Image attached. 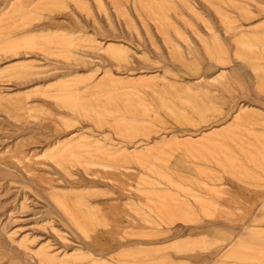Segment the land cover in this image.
I'll list each match as a JSON object with an SVG mask.
<instances>
[{
  "label": "rangeland",
  "instance_id": "1",
  "mask_svg": "<svg viewBox=\"0 0 264 264\" xmlns=\"http://www.w3.org/2000/svg\"><path fill=\"white\" fill-rule=\"evenodd\" d=\"M29 2L0 0V264L263 256L264 0Z\"/></svg>",
  "mask_w": 264,
  "mask_h": 264
},
{
  "label": "crops",
  "instance_id": "2",
  "mask_svg": "<svg viewBox=\"0 0 264 264\" xmlns=\"http://www.w3.org/2000/svg\"><path fill=\"white\" fill-rule=\"evenodd\" d=\"M153 1L155 2V0H153ZM158 1H160V0H158ZM52 2H54V0H49V2H29V3H25V5H27V7H29V8L32 7L33 9L40 10L42 8L41 6L44 7L46 5H49V3H50V5H52ZM239 26L242 27L241 24H239ZM56 28H57V26L47 27V28H43V29L41 27L40 28H33V29H28V30L24 31L23 33H27V34H33V33H39L40 34L41 33L42 34V31H44V30H48L47 32H56L55 31V30H57ZM241 30L242 29H238L237 30V31H240V32H239V35L236 36V39H238V38H240L242 36L243 30L242 31ZM227 31H229V30H227ZM77 35L78 36H76V37H84L83 39H86V40H89V38H90V35L87 34L86 32H82V33L77 34ZM42 43L43 44H51V43L53 44V40L52 39L51 40L48 39V40H45V41H42L41 40V43L40 44H42ZM98 47L100 48V46H98ZM12 54L16 55V54H18V52L17 51L16 52H12ZM27 63H29V62H27ZM29 64H31V63H29ZM221 68L224 69V70L226 69L225 66H221L220 69ZM246 107L249 108L248 106H246ZM254 111L251 110V109L244 108V111L235 112V114H234L235 116L231 117V120L230 121H228L225 124H223L222 127H221V130H229L230 128L228 126H230L234 122L233 120H235V119H238L239 122H240V120H242V121H253L254 116H255V112ZM239 122L238 121H235L236 125H238L237 123H239ZM217 132L218 131H216V130L214 131L213 130L212 132H208V133H200V134L196 135V138L199 137L200 139L207 140L208 138H210V136L214 135ZM256 139H259V137H257ZM259 142H261V144L263 145L262 146V149L260 151H256V152H254V151L245 152L244 153V159H246V160H252L258 154L260 155V158H264V136L261 139H259ZM226 143H227V137H226V139H223V140H220V141L218 139L217 140V143H216V146L218 145L217 147L221 151H223V149L224 150H229V148L227 147L228 144H226ZM212 152H214V154H213V156H211V154L209 153V157L210 158H213L214 156H216V152L217 151L213 150ZM263 185H264V183H263ZM263 201H264V197H263ZM216 204L217 205H221L218 202ZM218 213H220V212H218ZM262 217L264 218V216H261V218ZM219 222L220 223H226L224 221H217V222H213V223H219ZM209 225H211V224H209ZM246 225L247 224L244 221V226H246ZM130 226H131V224H130ZM253 231L254 230H252L250 232L249 231L248 232H244V242L247 240V241H252V242H261V243L264 244V234H262V232L260 230H255L254 232ZM131 238L135 239L134 241H140V239H142L143 237L133 236ZM124 240H126V238ZM124 240H122V241H124ZM142 240H144V239H142ZM240 241H242V240H234L232 238V236H231V238L229 239V242L228 243L234 244V243H239ZM128 244H134V243H128ZM249 259H253V260L254 259H257L259 264H264V255L262 256V254H259V253L256 254L253 251L244 253V261H245L246 264H250L251 263L249 261Z\"/></svg>",
  "mask_w": 264,
  "mask_h": 264
}]
</instances>
